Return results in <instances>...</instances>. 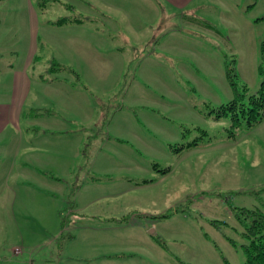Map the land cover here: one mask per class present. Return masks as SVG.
<instances>
[{
    "label": "rangeland",
    "instance_id": "374dc122",
    "mask_svg": "<svg viewBox=\"0 0 264 264\" xmlns=\"http://www.w3.org/2000/svg\"><path fill=\"white\" fill-rule=\"evenodd\" d=\"M174 1L185 3L182 10L174 8L173 1L167 2L171 8L160 9V21L170 19L165 24L168 31L164 39L181 44L173 51L184 59L186 69H193L196 78L187 75L190 80L180 82L183 94L178 97L167 94L166 101L171 103L168 107H178L169 117L173 135L165 132L161 138L163 144L143 148L129 135L130 128L122 125L120 134L125 136L118 142V173L115 174L118 178H114L118 179V203L100 198L96 205L73 214V205L79 200L71 191L64 195L58 190V195L51 198L41 194L37 208L31 206L33 201L30 199L21 203L16 199L13 192L18 193L19 185L15 186L14 179L9 183V170L5 168L18 141L11 129L9 133L14 145L3 152L2 162L4 158L7 162L0 168V264L245 263L243 246L248 240L243 234L251 219L242 220L240 215L246 214L243 210L256 211L264 206V121L251 129L231 132L229 118L219 121L204 118L199 110L205 111L206 102L219 107L235 98L228 69L238 76L239 87L246 85L250 94L259 90L263 78L260 67L264 63L261 53L264 0ZM148 2L153 0L2 1L0 67L13 64L21 68L28 59L31 45L35 44L34 56L41 58L33 62L30 75L49 76L50 63L57 64L55 58H58L64 64L62 67L72 69L75 74L61 71L54 78H74L76 83L85 86L84 76L78 72L84 69L78 50H73L77 53L74 54L65 48L70 30L75 47L82 46L78 40L80 34L90 40V50L95 43L100 45L102 42L100 57L96 50L94 56L109 61L106 66L101 65L105 68L101 72H108L107 79L89 81L96 89L93 91L96 99H90L89 106L97 105L100 101L97 98L104 100L112 96L115 99L118 95V106L123 100L126 106L133 107L135 95L143 99L139 105L159 108L153 100L156 83L148 78L147 63L141 60L143 54L152 51L147 49L151 43L148 40L153 41L154 23L158 18ZM194 8L198 9L194 17L199 21L195 20L202 25L208 24L219 34L182 20L183 11L186 9L188 14L187 11ZM119 11H126L133 18L138 34L131 33L130 36H138L142 46L139 52L126 48V56L132 53L135 56L116 80L122 69L119 71L118 61H110L116 54L111 46L118 43L123 46L124 41L114 39L113 34L121 29L128 33L130 27ZM64 18L85 20L82 22L85 27L76 22L51 23ZM95 27L105 30V34L92 31ZM86 28L91 29L87 31ZM107 40L108 45H104ZM83 52L89 63L95 62L90 51ZM68 61L72 63L69 66L66 65ZM123 94L125 99H122ZM43 96L52 99L49 93L44 92ZM58 100L61 104L65 98L60 96ZM78 100L82 104L84 97L76 95V105ZM193 100L197 106H203L198 108L196 116L182 110ZM92 111L93 108L85 111L75 108L70 116L61 110L58 121L64 122L63 117L88 121ZM202 130L209 134L204 136ZM193 141L198 144L180 150L183 144ZM138 150H142V154L133 156ZM8 152L9 156H6ZM162 170L168 172L164 174ZM131 184L139 187L130 191ZM102 190L103 187L100 193ZM116 204L118 226L111 225L108 219L93 217L98 208ZM61 218L66 221L64 231Z\"/></svg>",
    "mask_w": 264,
    "mask_h": 264
},
{
    "label": "crops",
    "instance_id": "0c3cea01",
    "mask_svg": "<svg viewBox=\"0 0 264 264\" xmlns=\"http://www.w3.org/2000/svg\"><path fill=\"white\" fill-rule=\"evenodd\" d=\"M2 1L5 0H0V2ZM172 1L176 4L174 0H153V2H148L149 7L154 9L158 18L154 23L153 41H150L152 39L148 40L151 43L147 49L151 48L152 51L143 54L141 58L142 62L145 61L147 63L146 73L148 78L156 83L153 100L158 103L155 104L159 108L156 107L157 105H155L156 108L139 105V102L143 101V99L141 96L136 98L135 95L132 100V102H135L133 107L131 105L126 106L123 100L118 106V95H115V99L112 96H109V98L105 97L104 100L97 98L100 100L99 103L93 107L89 106L90 99L96 97L93 95V91L96 89L92 87L89 81L100 82V79L106 80L108 72H101L105 69L101 65L106 66L109 61L99 60V54H101L99 49L103 50V47H101L102 42L100 45L95 43L94 48L90 50V40L84 35L80 36V34L78 40L82 42V46L75 47L73 43L74 37L71 35L70 30L67 32L69 41H67V47L65 48L67 52L78 50L77 53L84 64V69L78 70V72L83 74L84 78L82 80L86 81V83L84 82L86 87L76 83L74 78H54V75L59 72L53 73L51 70L52 66L49 68V76H43L41 73L38 75L31 73L30 75L29 71L33 62L41 58L40 56H34L35 44L31 45L28 59L21 68H17L13 64L4 68L0 67V168L7 160L4 158L2 162L1 156L3 152H7L9 147L14 145L9 133L13 129L15 132H12V135L18 138V141L5 168L9 170V183L14 179L15 186L19 185V196L18 193L13 192L19 203L30 199L33 201L31 206L37 208V200H40L39 195L46 194V196L51 198L58 195V190H61L64 195L71 191L73 197L79 200V203L75 202L73 205V214L84 212L90 206L96 205L100 198L118 203V179L114 178H118V175H115L118 173V142L124 139L125 136L120 134L122 125L126 129L130 128L129 135L135 138V143L143 148L163 144L162 135L165 132L169 136L173 135L170 130L172 126L169 117L171 116V111L173 109L177 110L178 107H168L171 103L166 101V97L168 98L167 94L169 93L170 96L173 95L174 97H178L181 93L183 94L179 85L180 82L189 81L190 79H187V75L195 79L196 74H194L193 69H186L184 59L179 58L178 52L173 51L176 50L175 48H179L181 44L172 41L168 42L164 39L168 31L165 24H168L170 19L160 21V9L171 8L168 3ZM184 4L177 3L174 8L182 10L181 7H184ZM194 9L188 10V14L185 13V9L182 20L191 25L196 23L197 26L211 31L214 30L219 34V31L208 24L202 25L198 23L197 21L199 20L194 17L198 9ZM118 13L129 21L130 27L128 33L125 29H121L113 34L114 39L120 38L124 41L123 46L119 43L111 46L112 50H116V54L111 57L110 61H118L119 71L122 69L116 80L122 73L124 74L125 65L135 56L134 53L126 56V48H132L139 52L142 46V43H140L142 41L137 39L138 36L136 38L130 36L131 33L138 34L133 18L126 11H119ZM152 13L155 15L153 11ZM83 21L85 22V20H82L76 21V23H81V26L85 27L82 24ZM209 24L211 25V23ZM86 29L88 31L91 28ZM93 30L97 31V33L105 34V30L101 28L95 27ZM106 37L108 39V36ZM104 45H108V40ZM0 47L2 46L0 45ZM95 50L99 57L94 56ZM76 51H73V53L77 54ZM83 51H90V56L95 62L89 63ZM55 59L58 65H64L58 58ZM50 64L53 65V63ZM71 64L69 61L66 63L68 66ZM7 72L8 74H4ZM132 85L133 82L129 85L127 92ZM189 88L192 90V85ZM141 89L143 90V86H141ZM44 92L49 93L53 100L46 99L43 96ZM76 95L84 97L82 104H79L78 100L76 105ZM60 96L64 97L65 101L61 100L62 103H59V105L58 97ZM85 97L87 99L86 102ZM160 97L165 99L160 100ZM122 99H125L124 94ZM60 107L61 110L67 112L70 116H73L75 108H80L81 111L93 108V111L92 115L88 114V121H79L80 119L74 120L72 118L65 119L63 117L61 120L64 122L60 123L58 121V111H61ZM205 107V111L199 110L200 115H203L204 118L214 119L209 112L212 108L217 107H213L208 102L205 103ZM198 108H203V106H197L193 100L190 106H186L182 110L191 111L196 116ZM60 125L62 126L60 127ZM124 133H126V130ZM183 135L182 133V138ZM86 148H89V151ZM92 149L93 152H90ZM9 152L5 155L9 156ZM136 153L132 155H141L142 150H138ZM132 185L130 186V191L139 187L136 184L135 186ZM101 187H103L102 193H100ZM59 215L60 217L63 216L61 213ZM93 217L108 219L111 225L118 226V221L116 220L118 219V204L105 209L103 207L98 208L93 213ZM62 226V231H64L66 228L65 220H62Z\"/></svg>",
    "mask_w": 264,
    "mask_h": 264
},
{
    "label": "trees",
    "instance_id": "16d2710c",
    "mask_svg": "<svg viewBox=\"0 0 264 264\" xmlns=\"http://www.w3.org/2000/svg\"><path fill=\"white\" fill-rule=\"evenodd\" d=\"M76 21H82L78 18L76 19H61L54 24L62 25L67 23H73ZM261 53L264 61V41L261 45ZM52 72H61L68 71L75 74V72L66 67H62L58 64L53 63ZM260 74L262 75V82L259 90L250 94L249 89L246 85L241 87L236 83V74H233L231 69L227 70L228 79L231 83V86L235 89L236 96L235 98L227 104H223L217 108H212L209 112L211 116L216 120L222 118L230 119V128L231 131H236L240 128L251 129L261 124L264 121V63L260 67ZM231 131V132H232ZM202 133L207 135V131L202 130ZM203 137V136H202ZM198 143L196 141L183 144L181 149L191 148L196 146ZM165 174L168 170H162ZM243 209H241L242 211ZM246 213L240 215L242 220H246L248 217L251 219V223L246 227V232L243 236L248 240V244L243 246L245 253V263L244 264H264V206L262 209L256 211L243 210Z\"/></svg>",
    "mask_w": 264,
    "mask_h": 264
},
{
    "label": "built area",
    "instance_id": "2783aa9c",
    "mask_svg": "<svg viewBox=\"0 0 264 264\" xmlns=\"http://www.w3.org/2000/svg\"><path fill=\"white\" fill-rule=\"evenodd\" d=\"M31 264V263H30ZM48 264H54V263H48Z\"/></svg>",
    "mask_w": 264,
    "mask_h": 264
}]
</instances>
